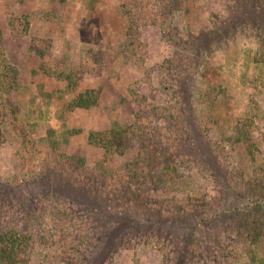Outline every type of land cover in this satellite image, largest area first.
Masks as SVG:
<instances>
[{"label":"rangeland","instance_id":"obj_1","mask_svg":"<svg viewBox=\"0 0 264 264\" xmlns=\"http://www.w3.org/2000/svg\"><path fill=\"white\" fill-rule=\"evenodd\" d=\"M0 62V224L31 263L52 238L75 264H264V0H0Z\"/></svg>","mask_w":264,"mask_h":264},{"label":"trees","instance_id":"obj_2","mask_svg":"<svg viewBox=\"0 0 264 264\" xmlns=\"http://www.w3.org/2000/svg\"><path fill=\"white\" fill-rule=\"evenodd\" d=\"M13 69L10 65L4 62H0V89H3L9 81H12L13 78ZM94 94L91 93V91L87 90L84 93H81L78 98L74 99L73 101V107H90L93 105L96 100H93ZM130 127V126H129ZM128 126L125 127H118L115 129V127L105 130V131H90V140L92 143H96L104 147L106 152H113L117 149L118 146H123L125 147L127 144L126 142V134L129 129ZM2 128V124H0V130ZM52 130H49V134L51 133ZM68 133H72L71 130H66ZM48 137V136H47ZM130 143V140H129ZM23 148L27 146L28 148L30 147L31 149L33 148V145H31L30 141H27L25 144V140L23 142ZM57 168V167H53ZM170 169V172L175 170L176 164L168 165L167 169ZM174 168V169H173ZM53 169L47 171H44L41 173L43 177L45 178L49 173H51ZM47 172V173H46ZM81 171L75 170L74 174L81 175ZM169 172V173H170ZM82 173V172H81ZM73 174V175H74ZM167 174V171L165 172ZM40 175V174H39ZM40 175V176H41ZM77 175V176H78ZM73 178L71 175L66 177V179H71ZM78 178V177H76ZM72 181V180H70ZM33 182V181H32ZM8 184V183H7ZM17 184V183H16ZM12 186V185H11ZM29 219H32V217H29ZM69 219H66L64 222V227L65 225L70 226ZM69 234V238H70ZM76 237V236H75ZM68 238V239H69ZM35 237L29 232L28 229L24 230L21 228H18L16 226H3L0 224V264H75L77 257H74L76 254V251L81 254L86 252L85 249H78V246L76 249L71 247H64L63 250L62 247L65 245L58 244L55 240L52 238L49 239L48 242H46L47 246V251H45V254L43 258L38 262V263H31L32 262V255H33V247L35 245ZM69 241H71L69 239ZM77 243H79V240H77ZM75 245V244H74ZM59 251L55 253L56 256L51 255L50 251ZM59 253H62L63 255H60ZM83 258H87L86 253L83 255ZM253 260L255 259V256L253 257Z\"/></svg>","mask_w":264,"mask_h":264}]
</instances>
